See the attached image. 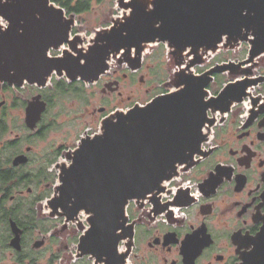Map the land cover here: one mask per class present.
Returning a JSON list of instances; mask_svg holds the SVG:
<instances>
[{"label": "flooded vegetation", "instance_id": "1", "mask_svg": "<svg viewBox=\"0 0 264 264\" xmlns=\"http://www.w3.org/2000/svg\"><path fill=\"white\" fill-rule=\"evenodd\" d=\"M74 36L80 37V32L73 25L70 37ZM66 49L48 55L61 58ZM249 49L242 43L196 67L194 74L199 76L217 65L248 60L233 69L242 76L230 71L207 75L211 82L206 100L241 81L244 96L224 113L208 112L213 124L201 146L205 155L197 156L192 168L165 182L161 193L128 203L127 223L118 231L116 252L121 262L116 264H264V53L251 60ZM144 55L135 70L130 69L133 62L111 59L93 83L71 80L64 72L52 73L45 86L0 82V264H108L105 256L97 259L80 250L88 216L80 212L68 220L52 202L60 185V168L71 165L79 146L67 143L71 125L65 137L60 136V118L66 116L74 124L89 116L101 125L110 113L122 111L117 107L107 111L108 93L122 100L123 81L133 85L137 78L143 85L139 74L144 68L156 76L162 67L146 64ZM91 85H99L100 107L90 108L84 96L82 110L76 112V97L81 98L84 86ZM171 90L146 89L154 94L130 107L143 106ZM31 107L34 113L42 109L36 120L28 118ZM97 133L89 130L84 136Z\"/></svg>", "mask_w": 264, "mask_h": 264}, {"label": "water", "instance_id": "2", "mask_svg": "<svg viewBox=\"0 0 264 264\" xmlns=\"http://www.w3.org/2000/svg\"><path fill=\"white\" fill-rule=\"evenodd\" d=\"M123 11L110 27L95 31L89 44L70 37L75 17L53 0H0V82L45 86L52 73L93 83L111 59H122L135 70L149 47L163 45L175 71L172 90L147 104L134 105L105 117L99 132L86 136L72 154L71 165L60 168V185L52 202L68 220L80 212L88 230L80 250L108 264L121 262L116 248L127 223L130 201L144 200L164 190L163 184L205 155L208 112L224 113L245 92L244 81L225 86L206 100L207 77L232 72L246 64H221L203 75L193 69L221 50L250 47V59L264 53V0H118ZM1 25V24H0ZM66 46L61 58L50 51ZM135 63V64H134ZM227 105V107H226ZM28 110L36 120L42 112Z\"/></svg>", "mask_w": 264, "mask_h": 264}, {"label": "rangeland", "instance_id": "3", "mask_svg": "<svg viewBox=\"0 0 264 264\" xmlns=\"http://www.w3.org/2000/svg\"><path fill=\"white\" fill-rule=\"evenodd\" d=\"M73 1L76 2L78 0ZM54 5L58 6L55 3ZM65 14L67 17L69 15H74L75 29L77 32H80V38L83 39V47H86L89 44V40L94 37L95 31L109 27L114 20L120 18L123 15V11L118 6V0H101L99 2H91L89 9L80 14H67L66 11ZM0 24L3 25V27L6 26V23L2 20H0ZM237 56L238 53L236 54V57ZM144 57L146 64L149 65L155 62L156 65H158L157 67L161 65L162 69L157 68L159 69V72L158 74H155L156 76H154L152 75L151 69L148 70L149 68H144L139 74L143 77V85L138 82L137 78L133 85L130 84L129 80L123 81L120 88V91L123 93L122 100H120L121 98L116 94L111 96V94L108 93L106 96L105 101L108 102V112H113L116 107L118 110L126 111L128 108H131L130 106L132 105L131 103H133V101H139L140 104H143L154 94H151L152 92L147 94L146 89L156 88L157 90L164 89L165 91L169 89L167 86L168 78L173 75L175 71V65L171 56L168 54L167 49L163 45H153L148 48ZM233 57H235V55ZM112 65L116 66L115 62H113ZM192 71L193 73L197 72L196 68H194ZM150 81H152L151 84ZM83 91L84 93L80 94L82 99L76 97L77 99L81 100L75 101L74 108L76 109V112L82 110L81 105L83 103L82 100L84 101V96L85 101L87 100L91 104L90 108L98 109L101 105V100L103 99L99 85L84 86ZM128 97H130V101H128ZM69 120H67L66 116H62L60 118V124L63 125L61 127V137H65V134L63 133L69 131L67 125H71L72 129L69 132V137L67 138V143L69 144L75 143L77 145L80 139L84 138V134L89 132V130L91 132H99L100 124L92 117L90 118L89 116H85L84 118H78L74 121V124L69 122Z\"/></svg>", "mask_w": 264, "mask_h": 264}, {"label": "trees", "instance_id": "4", "mask_svg": "<svg viewBox=\"0 0 264 264\" xmlns=\"http://www.w3.org/2000/svg\"><path fill=\"white\" fill-rule=\"evenodd\" d=\"M93 1L101 0H78L74 2L73 0H53V2L59 7L63 8L67 14L75 13L80 14L89 9V5Z\"/></svg>", "mask_w": 264, "mask_h": 264}, {"label": "snow or ice", "instance_id": "5", "mask_svg": "<svg viewBox=\"0 0 264 264\" xmlns=\"http://www.w3.org/2000/svg\"><path fill=\"white\" fill-rule=\"evenodd\" d=\"M3 27V25H0V28H2Z\"/></svg>", "mask_w": 264, "mask_h": 264}]
</instances>
